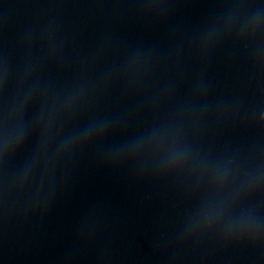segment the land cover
<instances>
[{"label":"water","instance_id":"obj_1","mask_svg":"<svg viewBox=\"0 0 264 264\" xmlns=\"http://www.w3.org/2000/svg\"><path fill=\"white\" fill-rule=\"evenodd\" d=\"M0 264H264V0H0Z\"/></svg>","mask_w":264,"mask_h":264}]
</instances>
